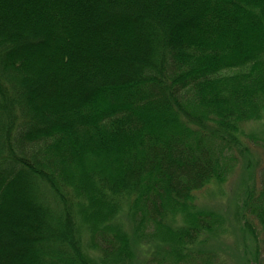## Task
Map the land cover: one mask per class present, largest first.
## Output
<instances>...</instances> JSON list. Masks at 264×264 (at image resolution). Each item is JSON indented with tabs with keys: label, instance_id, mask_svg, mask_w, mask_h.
<instances>
[{
	"label": "trees",
	"instance_id": "trees-1",
	"mask_svg": "<svg viewBox=\"0 0 264 264\" xmlns=\"http://www.w3.org/2000/svg\"><path fill=\"white\" fill-rule=\"evenodd\" d=\"M263 119L264 0H0V264L185 258Z\"/></svg>",
	"mask_w": 264,
	"mask_h": 264
},
{
	"label": "rangeland",
	"instance_id": "rangeland-1",
	"mask_svg": "<svg viewBox=\"0 0 264 264\" xmlns=\"http://www.w3.org/2000/svg\"><path fill=\"white\" fill-rule=\"evenodd\" d=\"M197 106L190 103V114L199 112ZM243 136L241 151L220 148L230 172L227 180L196 193L197 206L216 213L209 228L185 248L181 259L164 249L159 252L151 241V250L140 255L142 264H264V223L241 220L247 192L259 199L264 194V119L245 125ZM154 228L147 232L154 235Z\"/></svg>",
	"mask_w": 264,
	"mask_h": 264
}]
</instances>
